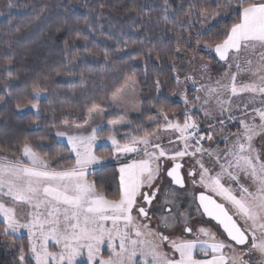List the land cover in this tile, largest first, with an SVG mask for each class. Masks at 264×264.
Masks as SVG:
<instances>
[{
	"label": "snow or ice",
	"instance_id": "obj_1",
	"mask_svg": "<svg viewBox=\"0 0 264 264\" xmlns=\"http://www.w3.org/2000/svg\"><path fill=\"white\" fill-rule=\"evenodd\" d=\"M71 3L33 6L36 22L66 35L63 61L30 88L14 94L15 52L10 42L0 50V104L35 110L32 123L45 128L0 146V235L23 238L7 245L13 264H264V0H160L158 18L144 5L127 8L140 38L109 35L115 46L102 57L108 64L126 53L143 61L146 76L150 63L167 61V78L154 73L147 122L103 119V102L118 107L126 89L135 91L139 81L128 76L101 102L94 93L79 115L63 108L41 125L39 100L54 76L79 74L85 86L77 61L91 69L78 42L95 57L79 22H69ZM54 8L64 10L58 22ZM85 28L96 31L87 17ZM169 33L168 44L153 43ZM165 87L181 106L161 99ZM101 142L109 154L97 152ZM109 160L118 167L96 179Z\"/></svg>",
	"mask_w": 264,
	"mask_h": 264
},
{
	"label": "trees",
	"instance_id": "obj_2",
	"mask_svg": "<svg viewBox=\"0 0 264 264\" xmlns=\"http://www.w3.org/2000/svg\"><path fill=\"white\" fill-rule=\"evenodd\" d=\"M82 1L79 8H73L71 4L69 8V22L74 27L76 22L84 29V34L89 37L88 45L95 57L86 55L82 48L83 42H78L81 48L79 55L87 61V68L83 60H78L79 68L76 70L84 71L85 86H81V77L76 75H60L54 76L49 82L47 93L40 98L39 105L41 108L40 118L37 121L41 125L47 124L51 119V113L56 112L59 117L61 109L72 107L73 116L79 115L83 110L86 100L94 98L100 101V97L105 93L110 94L111 90L124 83L126 77L133 76L139 81L140 105L142 107L143 116L131 118L135 123L147 122V115L150 111L149 103L155 102L157 93L155 91L153 80L154 73L161 72V80L170 75L167 61L163 69L155 68L154 62L149 64L147 76L143 61H129L126 53H112L111 61L105 64L102 53L107 48L111 51L114 48V42L106 39L107 36L119 37L121 30L124 38L138 39L140 33L132 31L128 26L130 14H126L125 10L133 5H144L143 12L151 14L154 18H158V5L160 0H72ZM14 7L7 9V0H0V50L5 48V42H10L15 52V63L19 69V79L12 81L14 94L16 91L23 90L30 85L27 83L34 79L38 74L43 75L61 63L64 58L63 38L65 33H55L54 26L48 22H36L33 6L39 7L42 3L51 5L63 4L67 0H12ZM179 2V0H177ZM103 3L105 7L99 8V4ZM94 9V11H91ZM151 9V12H150ZM64 16L63 8H54L51 13V21L58 22ZM85 17L88 22L96 29L94 33H90L85 28ZM212 23L211 21L209 22ZM152 29H156L153 24ZM171 27V24H169ZM199 27V25H197ZM19 28L20 31L16 32ZM195 36V31H193ZM206 38V37H205ZM172 39V33L164 36L162 39L153 38V43L158 46L168 44ZM174 47V45H169ZM214 72L217 69H213ZM215 75V74H214ZM103 90V91H102ZM75 93V95H73ZM168 98V103L173 107L181 106V101L177 95H172L170 88L162 89L161 99ZM7 100V98H6ZM105 107L108 108L107 102ZM37 120L36 113L31 111L19 112L15 108V103L9 101L7 104H0V146H7L15 141L18 136H37L40 132L45 131L41 127L37 129L32 121ZM82 122V121H81ZM53 150L59 147L53 141ZM99 154H109L111 147L104 145L98 147ZM118 166L113 163H107L100 171L96 173V179L104 180L110 177ZM18 243L23 242V238H16ZM14 255L6 249V246L0 243V264H13Z\"/></svg>",
	"mask_w": 264,
	"mask_h": 264
},
{
	"label": "rangeland",
	"instance_id": "obj_3",
	"mask_svg": "<svg viewBox=\"0 0 264 264\" xmlns=\"http://www.w3.org/2000/svg\"><path fill=\"white\" fill-rule=\"evenodd\" d=\"M80 3H82V1H74L71 3V6L73 8H79ZM189 55H191V52H189ZM216 72H217V70L215 72L213 70V75L216 74ZM125 91H126L125 99L122 102H120L118 107L112 106V107L107 108V111L105 112L104 117H103V119L105 121L108 119H115L116 115L120 114V113L126 115V118L128 120H131V118L140 116V114L142 112V107L140 105L139 86L138 85L136 86L135 91H132L130 89H126ZM41 98H43V96ZM134 105H135V107H138L141 111H139V112L134 111L133 110ZM24 111L35 112V110L30 109V108H26ZM101 143H103V145H108L111 147L110 142H101ZM107 163H113V164H116V166H118V164L115 160H109V161L105 162V164H107ZM16 238H21V237L19 236V234L17 235V237H12V236L5 237V236L0 235V243L5 245L6 249L13 254L14 249L9 248L7 245L13 239H16ZM13 260H14V258L12 259V262H13Z\"/></svg>",
	"mask_w": 264,
	"mask_h": 264
}]
</instances>
